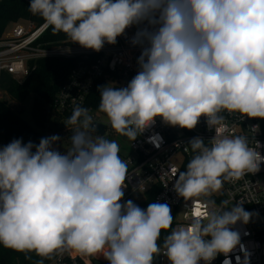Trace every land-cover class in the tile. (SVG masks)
Returning <instances> with one entry per match:
<instances>
[{"label":"clouds","instance_id":"1","mask_svg":"<svg viewBox=\"0 0 264 264\" xmlns=\"http://www.w3.org/2000/svg\"><path fill=\"white\" fill-rule=\"evenodd\" d=\"M28 10L53 35L96 52L138 26L137 74L126 87H100L98 110L132 141L157 119L193 130L206 118L216 135L185 146L193 155L175 176L179 196L210 197L259 171L264 156L248 138L219 129L224 113L264 119V0H30ZM65 125L72 132L65 153L54 147L58 135L0 147V245L35 253L38 264L71 251L109 264H154L161 254L169 264H211L223 254L229 264L240 245L231 226L253 215L242 201L215 209L209 200L203 218L173 228L166 203L122 202L127 163L115 140L91 135L88 108L75 106ZM161 139L149 142L159 147Z\"/></svg>","mask_w":264,"mask_h":264},{"label":"built area","instance_id":"2","mask_svg":"<svg viewBox=\"0 0 264 264\" xmlns=\"http://www.w3.org/2000/svg\"><path fill=\"white\" fill-rule=\"evenodd\" d=\"M23 1L30 4V0ZM43 24L42 18L30 13L29 16L12 21L0 36V84L3 73H8L10 80L24 82L36 68V62L43 58L75 60L53 104V110L62 115L64 122L67 116H71L75 106L83 107L99 78H105L107 85L126 87L137 74V59L142 49L132 45L131 39L138 26L126 29L125 34L117 38L116 44L105 43L96 52L69 42L64 36L56 41L41 40L48 31ZM89 114L93 122H100L96 114L102 113L89 109ZM224 116V125L219 131L229 136L247 137L250 146L264 156V119L244 118L238 113H224ZM100 123L104 124L106 135L108 127L104 122ZM156 134L162 138L159 147L149 142V137ZM114 135L119 134L114 131ZM215 135V129L208 128L205 117H201L193 130L172 127L157 119L136 140L129 139L127 149L119 144V154L128 166L127 187L123 189L122 202L132 197H142L145 192L156 188L154 203H166L170 207L174 218L172 227L178 228L188 226L194 217L203 218L209 210V200L214 202L215 209L221 207V202H226L230 207L242 201L244 209L253 215L247 224L237 222L231 226L232 230L240 234V245L229 253V264H243L246 253L249 264H264V163H261L256 173L248 174L236 182H226L220 193L210 197L185 200L174 190L175 176L186 169L193 155L190 149L185 151V146L195 137L203 138L207 144ZM224 260L225 256L220 254L211 264H223ZM100 261H105L103 256L71 251L56 255L49 264H96ZM154 264H169V261L161 254L155 257Z\"/></svg>","mask_w":264,"mask_h":264},{"label":"trees","instance_id":"3","mask_svg":"<svg viewBox=\"0 0 264 264\" xmlns=\"http://www.w3.org/2000/svg\"><path fill=\"white\" fill-rule=\"evenodd\" d=\"M28 7L29 5L23 0L0 1V36L12 21L30 15L31 12ZM63 36V34L53 35L49 28L41 40L56 41ZM74 63L75 60L65 58H43L36 62V68L24 82L9 81L6 88L9 98L0 97V141L3 142L4 146L14 139H22L24 143L31 141L38 145L41 138L48 137L47 132L49 130L61 128L57 125L59 119L63 117L53 110V104L57 92L69 76ZM102 86H107L105 78H99L96 81L83 107L100 112L98 110L100 103L99 88ZM30 96L33 97L31 110L33 124L22 116L23 108L16 109L12 105V102L22 105ZM100 113L104 114L103 112ZM67 117L69 118L70 115ZM64 126L66 125L64 124ZM185 170L183 169V171ZM156 193L157 189L153 188L145 192L142 197H132L129 200L146 209L150 203H154ZM167 234V232L161 234L160 243L163 242V238ZM40 259L35 253L17 252L0 245V264H38ZM52 259H45L44 264H49ZM105 264H109V262Z\"/></svg>","mask_w":264,"mask_h":264},{"label":"rangeland","instance_id":"4","mask_svg":"<svg viewBox=\"0 0 264 264\" xmlns=\"http://www.w3.org/2000/svg\"><path fill=\"white\" fill-rule=\"evenodd\" d=\"M10 79H11V76L8 73H3L1 84H0V97L1 98H9V96L7 95V89L6 88H7V85L9 83ZM12 105L16 109L23 108L24 112L22 113V116L28 122L33 124V116H32V112H31L32 106H33V97L32 96H30L25 101V103H23L22 105H19L18 103H15V102H12ZM96 117H97L98 121L104 122L108 127V132L104 136H106L110 140H115L118 144H121V146L124 149H127L129 139L125 136L114 135V130L111 128L107 116L103 115V114H96ZM59 120L60 121H59V124L57 125V127H61V128L49 130L47 132V136L50 137L52 135H58L61 139H60V141H58L54 145V147L57 148L61 153H65L66 149H68L70 147L69 137L72 135V132L68 127L64 126V124H65L64 119L60 118ZM69 127L71 128L72 126H69ZM91 135L96 136V135H100V134L92 132ZM3 146H4L3 142L0 141V147H3ZM221 190L219 192H216L215 194L220 193ZM107 262H108L107 260L102 261V264H105ZM96 264H99V263H96Z\"/></svg>","mask_w":264,"mask_h":264},{"label":"water","instance_id":"5","mask_svg":"<svg viewBox=\"0 0 264 264\" xmlns=\"http://www.w3.org/2000/svg\"><path fill=\"white\" fill-rule=\"evenodd\" d=\"M94 123L96 124V132H94V133H97V134H100V135H105L104 124L100 123V122H94Z\"/></svg>","mask_w":264,"mask_h":264},{"label":"crops","instance_id":"6","mask_svg":"<svg viewBox=\"0 0 264 264\" xmlns=\"http://www.w3.org/2000/svg\"><path fill=\"white\" fill-rule=\"evenodd\" d=\"M101 262V261H100ZM100 262H98V263H100Z\"/></svg>","mask_w":264,"mask_h":264}]
</instances>
